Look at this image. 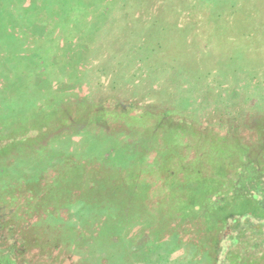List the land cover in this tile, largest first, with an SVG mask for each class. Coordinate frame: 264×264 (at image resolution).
<instances>
[{"label":"rangeland","instance_id":"1","mask_svg":"<svg viewBox=\"0 0 264 264\" xmlns=\"http://www.w3.org/2000/svg\"><path fill=\"white\" fill-rule=\"evenodd\" d=\"M83 2L56 68L0 63V264H264V0Z\"/></svg>","mask_w":264,"mask_h":264},{"label":"trees","instance_id":"2","mask_svg":"<svg viewBox=\"0 0 264 264\" xmlns=\"http://www.w3.org/2000/svg\"><path fill=\"white\" fill-rule=\"evenodd\" d=\"M91 1L93 3L92 8H94L98 7L96 4L101 0ZM25 2L27 0H0V51L1 49L5 50L1 51L0 63L11 64L19 61L27 68L32 61L39 58L43 60L46 70L56 68L59 64L53 56L61 49L59 36L62 35L61 37L64 39L65 36L73 37L77 33L83 34V30L87 31L91 27L88 18L92 14V9L85 7L83 0H28L27 4ZM32 25L38 28V36L36 37L30 36L27 31ZM45 27H47V32ZM19 51H23L20 56L18 55ZM248 151L246 149L241 152L243 155L245 153V157H247L244 163L264 164V160L260 161L258 156L260 153L264 156V147L256 149V155L252 157ZM191 179L184 183L185 187L182 189H184V195L187 199L181 202L184 203V207L198 204L200 208H203L208 205V211H205L204 214L205 222L209 228H213L218 221H222L230 213L228 210L240 207L241 202L246 200L243 197L240 200V197L234 196L222 207L214 204L211 206L212 197L223 195L229 186H234L233 183L227 182V189H223V180L213 176L207 180H199L198 177L192 179L193 181ZM220 187L221 189H219ZM188 190L190 194H186ZM253 207L254 210L255 208L259 209L256 204Z\"/></svg>","mask_w":264,"mask_h":264}]
</instances>
